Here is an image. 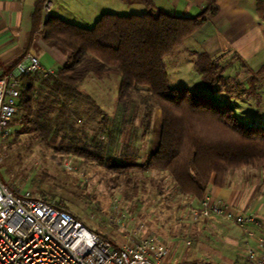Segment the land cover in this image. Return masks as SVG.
<instances>
[{"label":"trees","instance_id":"16d2710c","mask_svg":"<svg viewBox=\"0 0 264 264\" xmlns=\"http://www.w3.org/2000/svg\"><path fill=\"white\" fill-rule=\"evenodd\" d=\"M45 1H36L33 30L41 27L46 45L68 51L69 61L54 71L23 78L24 89L19 100L21 114L12 123L14 129L19 128L18 135H27L30 141L38 140L46 146L55 143L61 131L67 128L73 131L66 122L68 106L77 99L76 92L86 78L92 75L104 81L118 75L119 103L124 109L139 100L145 111V134L151 128L152 112L155 108L160 111L158 144L144 170L166 173L174 183V193L167 194L161 182L149 180V186L162 196L167 208L180 209L189 198L203 200L211 187H223L228 173L234 169L264 167V128L253 122L248 126V121H242L233 106L211 95L169 85L165 60L210 17L217 15V0H207L203 11L194 17L169 14L150 1L141 0L146 6L144 13L128 16L104 13L91 28H82L58 17L43 21L41 11ZM193 65L210 88V78L217 65L206 53L196 56ZM86 101L94 111L101 113L92 99L88 97ZM105 121L103 117L96 124H105ZM74 140L72 137L71 142ZM74 154L87 161L97 158L83 147H76ZM97 161L111 173V183L117 184L123 177L127 198L146 194L145 178L127 172L134 164L102 158ZM5 183L8 182L5 180ZM51 205L81 221L66 207ZM166 264L198 262L185 260Z\"/></svg>","mask_w":264,"mask_h":264},{"label":"rangeland","instance_id":"374dc122","mask_svg":"<svg viewBox=\"0 0 264 264\" xmlns=\"http://www.w3.org/2000/svg\"><path fill=\"white\" fill-rule=\"evenodd\" d=\"M18 3L24 5L22 13L33 10L31 0L13 3L10 0H0V17L7 29L18 18L19 10L16 8ZM46 6L48 10L45 9ZM102 7H107L103 13L119 16L144 13V8L140 5L124 6L120 0H96L93 8L81 13H74L72 8L68 10L64 0H46L41 15L44 21L57 17L55 11L58 10L61 20L82 28H91L103 13L95 18L96 21L91 19V15L98 13ZM25 18L23 17L21 24L23 33ZM40 59L47 71L56 67L55 57L50 53H46ZM169 67L168 64L172 88L184 85L183 83H189L197 88L198 84L203 83L200 73L196 69L193 71L191 64L184 58H180V64L175 70ZM119 88L118 75H112L104 81L89 75L77 90V99L71 101L68 106L69 119L67 117L66 122L68 126H72L73 131L69 132V128L61 131L55 143L51 145L46 146L38 140L30 141L27 135H18V127L15 129L12 127L13 134L7 139H0V179L3 182L6 180L7 184L17 191L29 190L32 194L49 200L50 203L66 207L80 218L89 230L106 236L114 245H121L130 239L108 222L113 201L117 200L122 205L121 208L130 215L129 228H139V236L155 239L154 241L158 239L175 242L169 245L170 254L167 260V263L174 262L185 253L189 254L195 247V240L190 238L191 226L176 218V207L167 208L162 196L155 188L149 186V180L153 179L164 185L163 191L172 192L174 183L170 177L166 173L145 171L143 168L127 170L128 173L135 172L134 174L145 178L146 194H139L138 197L131 199L124 195L123 177L117 184L111 183L109 179L111 173L97 161L101 158L117 159V162L126 165L129 163L128 156L136 155L137 148L143 142L141 132L144 125V108L137 100L123 109L118 100ZM88 97L100 108L101 113H97L87 104ZM253 105L252 103L251 107H254ZM261 106H264V103ZM242 109L244 113L247 112L244 107ZM252 112L249 113L253 116L255 113ZM257 116L255 123L264 128V110L260 109ZM103 117L106 119L105 124L97 125L96 123ZM117 122L121 126L124 124L122 131H117L114 126ZM247 123L248 126L251 125L250 121ZM157 124L160 125V111L155 108L151 116V129ZM72 137L76 140L73 143ZM76 147L87 148V151L96 155V160L87 161L75 155ZM229 174H233L232 179L235 180H241L244 176L240 175L247 174L248 182L259 185V193L264 195V167H240L230 171L226 179ZM186 241H190L191 244L187 246Z\"/></svg>","mask_w":264,"mask_h":264},{"label":"crops","instance_id":"0c3cea01","mask_svg":"<svg viewBox=\"0 0 264 264\" xmlns=\"http://www.w3.org/2000/svg\"><path fill=\"white\" fill-rule=\"evenodd\" d=\"M15 1L24 0H10L11 3ZM31 1L33 2V10L27 13L21 12L24 7L23 3L16 5L17 10H19L18 18L14 20L9 29L4 27V22L0 17V74L8 71L27 53H33L38 57L45 72L63 67L69 61L68 51L46 45L42 37L41 27L33 30L32 14L37 0ZM120 1L124 6L138 4L144 8V12L146 11V6L141 0ZM148 1L154 7L169 14L185 17L199 15L207 2V0ZM64 2L68 10L72 8L74 13H81V11H88L93 8L96 0H64ZM217 6V15L210 17L198 31L186 39L165 60L169 85L171 81L167 69L168 64L169 69L175 70L180 64V58H184L195 71L193 62L196 56L206 53L217 65V70L210 78L212 86L208 88L200 78L203 83L198 84L197 88L189 85V83H183L184 85L178 87H186L198 94L211 95L217 101L233 106L242 121L255 123L259 110H264V106H261L264 103V0H217ZM106 8L102 7L98 13L92 14L91 19L96 21L95 18L106 12ZM55 12V16L60 18L59 11L56 10ZM23 17H26L24 33L21 32ZM46 53L53 55L56 62V67L49 71L46 70L40 59ZM178 72L180 71L178 70ZM250 101H253L254 107H251ZM243 107L245 111L250 110L255 114L252 116L250 111L244 113ZM109 124L113 125L111 122ZM114 126L117 131H122L124 124L121 126L117 122ZM95 137L92 136V138ZM141 137L143 142L137 148L136 155L130 154L127 158L130 162L127 164H134L132 169L135 170L140 168L144 170L146 161L156 149L159 124L154 129L150 128L146 134L144 131L141 132ZM233 176V174H229L223 187H211L208 195L225 202L232 214H255L264 218V195H260L259 185L250 184L247 174H241L240 176H244L241 180L232 179ZM174 189L175 186H173L172 192L167 193L173 194ZM199 201L189 198L183 201L182 208H175L176 218L191 226L190 238L195 240V247L189 251V254L185 253L181 258H176L173 263L190 260L196 261L198 264H248L246 252L249 248L256 247L258 239L264 237V225L262 224L263 226L260 227L256 224H245L240 227L216 216L194 221L190 215V207L197 208ZM156 242L167 246L169 254V245L175 243L166 240L159 241L158 239ZM186 244L188 246L191 242L186 241ZM168 257L164 264L167 263Z\"/></svg>","mask_w":264,"mask_h":264},{"label":"built area","instance_id":"2783aa9c","mask_svg":"<svg viewBox=\"0 0 264 264\" xmlns=\"http://www.w3.org/2000/svg\"><path fill=\"white\" fill-rule=\"evenodd\" d=\"M35 73L46 72L38 57L27 53L0 74V139L11 136L12 123L21 114L23 78ZM121 206L113 201L108 222L130 241L114 245L72 215L54 208L44 197L14 190L0 179V264H164L168 247L139 236V228L130 229V215ZM190 215L194 221L216 216L240 227L264 225V218L232 214L225 202L209 195L197 208L190 207ZM246 256L248 264H264V237Z\"/></svg>","mask_w":264,"mask_h":264}]
</instances>
